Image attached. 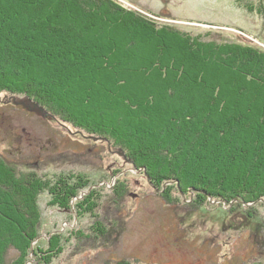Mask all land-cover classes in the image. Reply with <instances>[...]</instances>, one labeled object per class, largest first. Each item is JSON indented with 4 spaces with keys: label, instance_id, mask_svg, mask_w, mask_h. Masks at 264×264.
Here are the masks:
<instances>
[{
    "label": "trees",
    "instance_id": "obj_1",
    "mask_svg": "<svg viewBox=\"0 0 264 264\" xmlns=\"http://www.w3.org/2000/svg\"><path fill=\"white\" fill-rule=\"evenodd\" d=\"M200 40L115 0H0V99L28 96L50 119L114 142L162 195L185 182L243 213L264 200V50ZM91 182L20 172L0 156V264L28 261L42 192L67 209ZM97 190L77 208L92 212ZM54 239L37 260L61 250Z\"/></svg>",
    "mask_w": 264,
    "mask_h": 264
},
{
    "label": "rangeland",
    "instance_id": "obj_2",
    "mask_svg": "<svg viewBox=\"0 0 264 264\" xmlns=\"http://www.w3.org/2000/svg\"><path fill=\"white\" fill-rule=\"evenodd\" d=\"M115 1L193 39L264 50V0ZM110 142L0 99L5 161L44 178L82 173L96 184L68 201L67 209L49 205L47 191L40 194L39 237L26 264H264V200L246 202L241 213L211 196L197 198L185 182L166 183L174 186L166 188L169 197L162 195L131 154ZM92 189H98L96 206L87 213V204L82 212L76 202ZM54 238L61 250L37 260L33 254L50 249ZM17 256L14 248L8 251L9 261Z\"/></svg>",
    "mask_w": 264,
    "mask_h": 264
},
{
    "label": "water",
    "instance_id": "obj_3",
    "mask_svg": "<svg viewBox=\"0 0 264 264\" xmlns=\"http://www.w3.org/2000/svg\"><path fill=\"white\" fill-rule=\"evenodd\" d=\"M11 103H13L14 105H20L23 108L27 109L28 111L34 112L37 115H40L42 117H49V113L48 111L42 106L40 105L38 102L32 100L30 97L28 96H13L10 98ZM118 153L120 155H123L122 151H118ZM124 156V155H123Z\"/></svg>",
    "mask_w": 264,
    "mask_h": 264
}]
</instances>
